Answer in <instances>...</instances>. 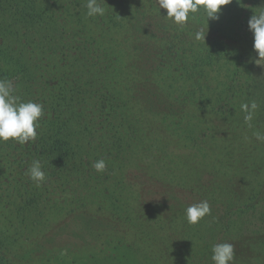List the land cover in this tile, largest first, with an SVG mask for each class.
<instances>
[{
    "label": "rangeland",
    "instance_id": "374dc122",
    "mask_svg": "<svg viewBox=\"0 0 264 264\" xmlns=\"http://www.w3.org/2000/svg\"><path fill=\"white\" fill-rule=\"evenodd\" d=\"M25 1L34 11L44 3L47 8L38 28L28 29V39L37 45L23 50L24 60L14 55L9 67L0 58V69L20 101L43 105L39 125L54 110L53 86L64 95L70 89L49 68L27 75L15 69L40 52L52 54L74 75L99 72L95 86L107 81L113 90L124 89L122 101L115 100L119 107L110 109L115 112L127 113L136 102L130 96L139 90L184 102L177 119L167 118L162 134H146L141 126L133 150L119 158L106 140L94 141L102 149L88 150L81 176L69 181L37 187L26 175L31 141L0 143V264H213L211 249L219 243L234 246L232 264H264V143L254 136L264 133V110L254 97L258 89L264 93V65L254 63L247 27L264 0H232L207 24L203 9L190 13L184 27L164 18L166 10L155 0H98L105 14L96 17H87V8L81 10L75 0ZM200 29L204 42L193 38ZM252 103L257 108L248 127L241 105ZM122 116L130 134L132 119ZM102 153L106 168L98 173L93 163ZM197 179L200 192L193 189ZM210 186L220 201H210V191L204 192ZM18 187L32 191L35 201L28 211L18 210ZM63 187L71 191L61 193ZM223 189L234 193L222 197ZM192 192L211 207L196 225L185 219V209L194 204ZM202 226L203 233L187 234ZM58 227L61 232L53 235ZM42 236L54 249L36 245ZM47 253L59 257L47 261Z\"/></svg>",
    "mask_w": 264,
    "mask_h": 264
},
{
    "label": "trees",
    "instance_id": "16d2710c",
    "mask_svg": "<svg viewBox=\"0 0 264 264\" xmlns=\"http://www.w3.org/2000/svg\"><path fill=\"white\" fill-rule=\"evenodd\" d=\"M41 1L43 2V0ZM25 2V0H0V48H2L0 50V58L8 65L7 67H9V62L14 58V55H18L23 59V50L26 47L30 48L33 44L34 46L37 45L32 39H28V29L31 31L37 29V23L40 22L39 18H42V14L47 10L44 2L36 11L29 6V2ZM73 2L75 5H81V10H85L86 5H82L83 0H75ZM40 55L43 57L47 56L49 61L43 59L42 56H34V62L20 61L19 66L15 65V69H21L23 75H27V71H30V69L31 71H36L39 67L41 69L43 67L49 68L51 72L55 71L56 74L53 72L54 78L62 80L60 85L70 88L67 91V95H64L62 89L59 90L53 86L55 92L51 95V98L54 101V110L50 113L51 115L48 116V119L40 122L41 125L37 129L38 137H36L35 142L28 144L26 150V155L31 164L34 160L40 161L42 170L45 173V184L53 181L64 182L65 180L69 181L70 178L80 177L82 173L80 169L85 165L84 158L88 156V150L94 151L95 149L97 153V151L102 149L94 141H103L105 143L106 140V142L110 143V149L118 154L115 158H119V153L125 155L129 153V151L127 152L128 149L132 148L133 150V143L137 140L136 133L139 132L138 130L141 126H143L146 134H162L163 125L167 124L168 121L167 118L175 115L173 117L177 119L179 113L182 112L183 99L173 96L170 99H165L163 92L162 94L154 92L152 95H146L149 90H145L144 93L147 91L145 94L139 90V94L136 93L137 95L132 94L130 96L136 102H132L127 106V113L123 111V108L117 112L110 110L112 107H119L114 106L115 100L118 97L122 101V91L124 89H117L116 87L117 90H113L112 88L115 87L107 81H103L104 84L101 87L100 85L95 86L100 83L99 72H91L88 69H84L74 75V72L69 70L67 65L55 60L52 54L46 55V52H40ZM90 75L92 76L91 78ZM5 77L6 72L0 69V79H5ZM35 77L36 75L32 76L31 80ZM72 78H74V81ZM39 79L41 78L39 77ZM92 85L93 88L91 90L88 87ZM144 88V86L141 87L142 90ZM112 92H115L113 95L115 99L110 98ZM254 94L256 102L259 101L258 106L264 110L262 102L264 101V93L262 94L258 89ZM124 114L129 116V119H132L133 125L129 126L131 130L127 131L130 134L125 133L126 129L123 126V119L125 118L122 116ZM91 140L94 142L95 148H93L92 142L91 144L89 143ZM105 155V153H102L97 158L101 160L103 159L101 157ZM126 162L128 163V161ZM197 180H195L196 185L193 189L200 192L199 179ZM166 182L168 183L169 181ZM212 186H210L211 190L206 189L204 192L210 191L211 197L209 199L213 203L214 201H220V198L212 191ZM19 188L16 189L19 195L18 210L20 208V210L28 211L35 201L31 197L32 191L25 187H23V190ZM66 188H61L60 192L71 191ZM235 188L238 189L237 186ZM227 190L223 189L221 191L222 197H227V195L234 193V189ZM191 195L193 203H198L201 199H207L204 196L202 198V194L195 195L192 192ZM83 197L81 196L80 200H87V198ZM22 198H24V204H22L23 202L21 203ZM227 199L225 198V200ZM204 228V226L202 228L196 227L187 234L191 233L193 235V232L203 233ZM57 232H61L59 227L53 232V235H57ZM43 243L46 244V249H54L50 238L44 237V239L38 240L36 245L43 246ZM195 243L197 244L198 241L196 240ZM47 254L49 255L46 257L47 261H50V258L55 260L59 257L58 254Z\"/></svg>",
    "mask_w": 264,
    "mask_h": 264
},
{
    "label": "clouds",
    "instance_id": "9594fccd",
    "mask_svg": "<svg viewBox=\"0 0 264 264\" xmlns=\"http://www.w3.org/2000/svg\"><path fill=\"white\" fill-rule=\"evenodd\" d=\"M104 2V0H103ZM157 8L166 10L164 18L174 25L184 27L191 14H196L202 9L208 20H218L223 6L232 0H155ZM87 17L104 16L105 8L98 0H87ZM160 14V12H159ZM248 30L253 35V51L256 53L254 63L264 65V9L252 15L247 22ZM206 32L200 29L194 33L196 41L205 40ZM13 82L0 79V143L14 141L18 144L34 142L39 128V119L44 115L43 105L32 101L22 102L14 95ZM257 105L255 103L242 104L241 110L245 113L244 121L251 127ZM255 139L264 143V133L256 131ZM247 139V137H245ZM96 172H103L106 162L101 159L93 163ZM26 175L40 187L45 181V173L39 160H34L27 169ZM211 214V207L207 200L194 203L185 209V219L189 225L198 224L205 216ZM211 260L213 264H232L235 257L234 246L230 243L215 244L212 249Z\"/></svg>",
    "mask_w": 264,
    "mask_h": 264
}]
</instances>
